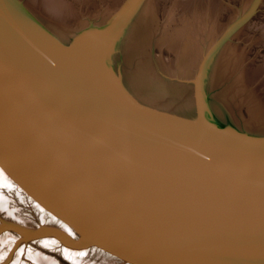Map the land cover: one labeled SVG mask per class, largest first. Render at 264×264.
Instances as JSON below:
<instances>
[{"label":"water","instance_id":"water-1","mask_svg":"<svg viewBox=\"0 0 264 264\" xmlns=\"http://www.w3.org/2000/svg\"><path fill=\"white\" fill-rule=\"evenodd\" d=\"M145 1L124 0L82 49L83 35L68 46L22 1L0 0V174L57 224L0 233L120 264H264V127L216 123L204 88L262 0L203 55L191 116L122 104L107 84L108 45Z\"/></svg>","mask_w":264,"mask_h":264},{"label":"bare ground","instance_id":"bare-ground-1","mask_svg":"<svg viewBox=\"0 0 264 264\" xmlns=\"http://www.w3.org/2000/svg\"><path fill=\"white\" fill-rule=\"evenodd\" d=\"M31 1L35 5H39L41 9L47 10L57 23H61V26L72 23L84 27L86 22L81 19V11L85 6L86 14L94 18L98 25L124 0ZM169 1L173 2L172 6L165 13L167 19L160 27V5L166 6ZM221 16V0H146L125 30L108 45L107 84L116 100L125 105L139 103L151 108H161L183 116H191L193 97L189 93L187 82L194 74V68L202 53L203 42L214 39L222 30ZM39 18V22L52 35L59 38L65 37L59 27L58 29L53 23ZM85 33L87 32L81 33L83 36L78 42L82 49L88 41V36L84 35ZM238 35L239 33H236L234 36ZM151 46L160 48V54H155ZM165 51L168 53L167 55H164ZM242 55L239 48L231 44L230 41L224 44L216 54L205 76L206 108L209 116L216 123L233 124L231 119L226 118L229 117V113L224 112L218 102H213L210 99L211 92L219 82L227 81L230 78V82L221 89L220 93L213 96L216 100L219 99L226 103L228 102L227 98H230L234 92H244L242 103L246 106L250 117L245 122L243 121V126L246 125V129L251 130L253 126H264V64L255 66L257 68H252L249 63L242 64ZM233 73L235 75H232ZM261 77L262 80L259 84L253 87L256 80ZM249 86L251 87L249 88ZM1 186L12 187L0 174V188ZM1 194L0 208L3 209L8 203L6 204L4 195L1 196ZM14 218L16 217L14 216ZM5 233L7 236H4L3 232L0 233V241L3 244L9 241H13L12 244L15 246L20 243H28L21 238L15 239L16 235L8 230ZM40 239L41 243L45 245L62 248L64 253L75 262L84 261V256L89 251L88 249L66 247L56 238ZM30 256L39 264H58L57 261L52 260L53 258L40 255V252L38 255L33 252ZM13 264H19V262L15 261Z\"/></svg>","mask_w":264,"mask_h":264},{"label":"rangeland","instance_id":"rangeland-1","mask_svg":"<svg viewBox=\"0 0 264 264\" xmlns=\"http://www.w3.org/2000/svg\"><path fill=\"white\" fill-rule=\"evenodd\" d=\"M20 1H22L25 7H27L33 14H35L36 17L38 18L41 17L44 21L53 23V25H55V27L57 28L59 27L60 29L59 28L58 29L63 32V35H65V37L60 38V39H62V41H64V43L67 44L68 46L76 47V44H77L76 38L78 37V35L81 34L83 31L84 32L92 31L93 28L96 27L97 22L95 21V19L89 17V15L86 14V11H87L86 6L81 11L82 13L81 19L83 21L85 20L86 26L79 27L77 25H73L72 23L69 25L66 24L67 26L62 24L63 26H61V23H57L50 16L47 10L43 8L41 9V7H39V5H35L33 1L31 0H20ZM253 1L254 0H221V3H222L221 21L223 24L222 30L217 34V36L214 39H211L207 42H203V45H201L202 53L194 68L193 76L188 79L189 83L187 82V86L189 85L188 88L190 89L189 93L192 97H193V82L192 81L194 80L198 65L203 55L205 54L207 49L210 47L212 42H214L228 26H230L242 14L245 13V11L248 9V7L252 4ZM172 3L169 1L166 6L164 4L160 5V13H159L160 27L163 26V23L167 19V15H165V13L168 12V10L171 8ZM237 33H239V35L233 36L229 41L231 44L238 47L239 50L242 52L243 54L242 64L249 63L252 68H254L255 66L258 67L260 65H263L264 64V0L261 1L260 6L258 7L255 14L252 16V18L246 24H244V26H242L240 30H238ZM151 49L155 52V54H158V55L160 54V48H158L157 46H151ZM167 54L168 53L165 51L164 55H167ZM246 60L248 61L246 62ZM235 73H233L232 75H235ZM261 80H262V77L256 80V82L253 84V87L258 85ZM229 82H230V78L229 80L227 79V81L223 80L222 82H219L216 88H214L213 91L211 92L212 95L210 96V99L213 102L215 101L218 102L221 108H223L224 112L229 113V117H226V118L229 120L231 119L233 121L232 125L235 124L239 126L240 130H243V131L247 130L246 129L247 126L246 125H245L246 127L243 126L244 125L243 121L245 122L250 117V115H249V112L246 106L244 105V103H242L244 92H239V93L234 92L230 98H227L228 102L226 103L224 101L223 102L220 101L219 99H217L218 100L217 101L216 98L213 96L214 94L218 92L220 93L221 89L225 87V85L228 84ZM250 87L251 86H249V88ZM191 102H193V100H191ZM263 127L264 126H260V125L253 126L252 130L258 131L259 129ZM0 194L1 196L4 195L3 198H5L6 204L8 203L5 208L3 209L0 208V225L3 222L17 223V224L24 225L27 227H38L44 224L57 225L51 219V217H49L48 214L39 211L37 208H34L26 199H24V197L19 195L15 189L11 187L8 188L6 186H1ZM14 216L17 219L14 218ZM5 232H3V235L7 236V233ZM8 232H11L14 235H16L17 238L15 237L14 238L17 240L21 238L18 233L16 234L12 230H8ZM40 240L41 239L30 240L26 244L20 243L17 246L12 244L13 241L12 242L9 241L4 244L3 242L0 241V246H1L0 247V264H13L15 261L19 262V264H39L35 259L33 260L32 257L30 256L32 255L33 252L36 255H38L40 252V255L43 254L44 257L47 256V258H50V259L53 258L52 260L54 262L57 261L58 264H120L92 250H89L90 252L88 251V253L85 254L84 261L75 262V260L68 257L64 253L62 248L60 247L54 248V247L45 245L41 243Z\"/></svg>","mask_w":264,"mask_h":264}]
</instances>
